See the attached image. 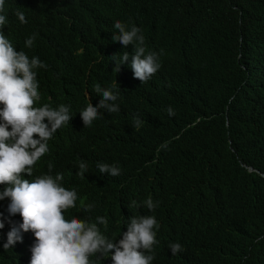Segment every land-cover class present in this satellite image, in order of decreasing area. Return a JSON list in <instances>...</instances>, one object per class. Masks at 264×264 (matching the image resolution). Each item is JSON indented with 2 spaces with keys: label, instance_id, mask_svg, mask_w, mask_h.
Masks as SVG:
<instances>
[{
  "label": "trees",
  "instance_id": "1",
  "mask_svg": "<svg viewBox=\"0 0 264 264\" xmlns=\"http://www.w3.org/2000/svg\"><path fill=\"white\" fill-rule=\"evenodd\" d=\"M6 13L10 42L43 54V105L81 111L86 92L102 99L98 84L119 93L118 112L87 128L72 118L55 135L73 157L121 169L97 188L108 179L114 195L154 199L186 242L170 264H264V0H7ZM117 20L141 28L146 53L159 55L144 84L129 66L135 46L113 40ZM125 51L116 73L111 57Z\"/></svg>",
  "mask_w": 264,
  "mask_h": 264
},
{
  "label": "clouds",
  "instance_id": "2",
  "mask_svg": "<svg viewBox=\"0 0 264 264\" xmlns=\"http://www.w3.org/2000/svg\"><path fill=\"white\" fill-rule=\"evenodd\" d=\"M6 4L0 0V264H170L186 242L173 236L167 216L155 212L154 199L130 201L125 188L114 195L108 179L97 188L101 174L115 177L121 169L73 157L70 149L64 150L67 141L61 147L55 135L72 118L87 128L103 114L118 112L114 102L119 93L98 84L94 91L102 99L92 102L86 92L89 103L81 111L43 105L38 82L40 69L47 67L43 54L28 53L4 34ZM15 14L27 23L23 12ZM113 27L118 30L114 41L135 46L129 66L134 78L146 83L161 67L159 55L146 53L141 28L129 30L119 20ZM35 39V34L26 38L25 47L30 49ZM129 55L111 57L114 72H120ZM166 111L176 114L171 106ZM143 123L133 117L132 127L139 130ZM157 174L156 168L146 172ZM116 206L119 212L110 213ZM119 213L122 219L113 222Z\"/></svg>",
  "mask_w": 264,
  "mask_h": 264
},
{
  "label": "water",
  "instance_id": "3",
  "mask_svg": "<svg viewBox=\"0 0 264 264\" xmlns=\"http://www.w3.org/2000/svg\"><path fill=\"white\" fill-rule=\"evenodd\" d=\"M250 171H252V168H250Z\"/></svg>",
  "mask_w": 264,
  "mask_h": 264
}]
</instances>
